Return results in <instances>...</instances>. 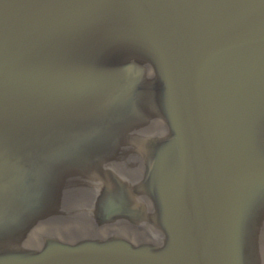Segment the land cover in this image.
<instances>
[{
    "label": "water",
    "instance_id": "95a60500",
    "mask_svg": "<svg viewBox=\"0 0 264 264\" xmlns=\"http://www.w3.org/2000/svg\"><path fill=\"white\" fill-rule=\"evenodd\" d=\"M0 264H264V0H0Z\"/></svg>",
    "mask_w": 264,
    "mask_h": 264
}]
</instances>
